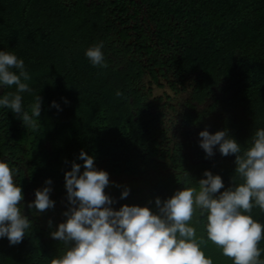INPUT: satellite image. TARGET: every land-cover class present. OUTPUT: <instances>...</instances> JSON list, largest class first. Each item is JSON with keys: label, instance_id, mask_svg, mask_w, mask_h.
<instances>
[{"label": "trees", "instance_id": "trees-1", "mask_svg": "<svg viewBox=\"0 0 264 264\" xmlns=\"http://www.w3.org/2000/svg\"><path fill=\"white\" fill-rule=\"evenodd\" d=\"M97 42L104 68L84 55ZM0 50L24 60L32 89L25 106L41 98L36 132L0 109V160L17 169L31 221L19 244L0 238V264H50L62 255L50 232L65 219L64 173L72 162L83 171L81 150L109 174L104 191L114 209L150 200L154 207L156 197L197 188L205 170L225 188L233 183L235 154L206 157L201 130H226L246 147L264 127V0H0ZM46 179L54 206L29 209ZM252 216L264 223L258 209ZM189 223L203 235V217ZM202 249L212 264H232L211 242Z\"/></svg>", "mask_w": 264, "mask_h": 264}, {"label": "clouds", "instance_id": "clouds-1", "mask_svg": "<svg viewBox=\"0 0 264 264\" xmlns=\"http://www.w3.org/2000/svg\"><path fill=\"white\" fill-rule=\"evenodd\" d=\"M103 43L85 49L84 55L93 67H106ZM31 80L24 60L14 52L0 50V109L15 114L26 127L38 131L41 98L33 96L25 106L23 94H31ZM117 97L121 92H115ZM52 107L60 106L53 101ZM199 147L206 157L235 154L233 183L225 188L222 177L205 170L198 187H183L166 199L156 197L144 206L123 204L112 207L116 199L104 189L109 185L107 171L97 169L94 157L81 150L64 173L67 209L50 237L63 243L62 255L50 264H212L202 249L211 242L232 264H264L258 247L264 239V223L252 216L253 209L264 213V127L255 128L246 147H242L226 130L198 133ZM15 167L0 160V238L10 245L19 244L26 236L31 221L23 214V193L14 181ZM188 174V173H187ZM51 179L34 191L29 209L43 212L54 206L50 199ZM223 191H220L221 189ZM129 195L125 187L120 199ZM194 214L203 217L202 233L189 222ZM51 225V220H49Z\"/></svg>", "mask_w": 264, "mask_h": 264}, {"label": "rangeland", "instance_id": "rangeland-1", "mask_svg": "<svg viewBox=\"0 0 264 264\" xmlns=\"http://www.w3.org/2000/svg\"><path fill=\"white\" fill-rule=\"evenodd\" d=\"M155 94H156V95H160V94H161V91L156 90V91H155Z\"/></svg>", "mask_w": 264, "mask_h": 264}]
</instances>
